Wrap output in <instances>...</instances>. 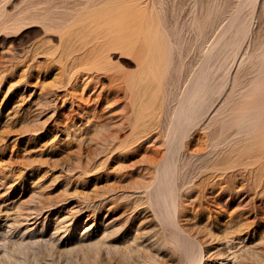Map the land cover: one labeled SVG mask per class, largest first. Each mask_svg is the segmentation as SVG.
<instances>
[{
    "label": "rangeland",
    "instance_id": "1",
    "mask_svg": "<svg viewBox=\"0 0 264 264\" xmlns=\"http://www.w3.org/2000/svg\"><path fill=\"white\" fill-rule=\"evenodd\" d=\"M242 1L0 0V264H264V167L246 164V134L205 114L182 142L207 161L184 160L171 204L156 182L167 123L237 13L243 66L214 107L256 77L264 0Z\"/></svg>",
    "mask_w": 264,
    "mask_h": 264
},
{
    "label": "bare ground",
    "instance_id": "2",
    "mask_svg": "<svg viewBox=\"0 0 264 264\" xmlns=\"http://www.w3.org/2000/svg\"><path fill=\"white\" fill-rule=\"evenodd\" d=\"M260 1H262V0H243L240 5H241V7H243L244 4L247 2H252V3L256 2V5H257L258 2H260ZM238 18H239V13L232 16L231 19L229 18V21L224 25L222 30H220L216 34V37L212 41V43L208 47H206V50L204 51L205 53L203 52L204 56L202 58L203 62L201 64V66L195 70L194 76H192V78L189 80L188 85L185 88L184 93L182 94V96L180 97V99L178 101V105L176 106V108L173 111L172 118L170 116L171 120H169L170 118L168 119L170 121V123H167V124H169V126L167 125L168 129L166 132V140H165V142L168 146V148H167L168 150H167V153L163 157H161L160 159L157 160V168L158 169H157V176H156V182H161V183L165 182L167 185H170L172 187V189L170 188L171 193H169L168 198L166 199L165 203L171 204L170 196L172 194V190L173 191L179 190L178 187H176V182H179V179H180L179 177H180V175H182L181 172H182L183 167L185 166L184 160L187 158H188V160L194 158V160H196V161H198V160L204 161L206 158H208V154L203 155L204 151L202 150V148L201 149H195V151L190 152V149L187 150V148L183 147V142H182L184 135H186L189 132V130L191 128H193L192 126L197 125L203 119L205 114L211 113V114H213L212 115L213 119H215L216 121H220V120L224 121L226 123V125H223V126L227 127L225 129L230 130L231 132L232 131L236 132L234 134H241V136H242V134H246L243 137L244 141H246L245 140L246 137L249 138L250 140H252V142L254 141L255 144L250 148L251 153L248 154L250 161L246 164H257V163H259L260 167H262V169L264 167V53L261 55L260 60H258L259 58L257 56L256 60L253 61L252 56L251 55L249 56L248 61L252 64V67L256 70L257 74H256V77L254 79H252L250 82L244 84L242 86V88H239L237 93L234 95L235 101L227 102L228 98H225V100L222 102V104L219 107H214V101H213L214 97H217L218 94H220V92L222 90H224V88L226 86H229L230 89H232L234 91L235 85L237 86L238 80L240 78L238 73L241 70V67L243 66V61L240 59H237V55L242 50V47L245 44L246 38H248V36L246 37V34L249 33L250 26L247 24V26H241L238 30V25L236 23ZM234 25H235V28L237 27L236 29H234ZM235 38H236V42L233 44V41L235 40ZM227 45L232 46L231 52L232 51L235 52V49L233 50V48H235V47L238 49V51H236L235 53L234 52L231 53L234 55V56L232 55V58H233L232 63H226L224 65V61H223L219 65L218 63H216L218 61L217 59H220V57L218 58V56L222 54V50ZM247 48H246V50H247ZM224 55L226 56V54H224ZM216 57H217V59H216L217 61L214 62V59ZM224 58H226V57H224ZM236 64H237V67L235 70H233L232 67H233V65H236ZM217 65H219V68H217ZM222 66H223V69L225 70L224 79L222 80V82H216L215 81L216 80L215 75L217 74L216 72L218 71V69H221ZM101 67H103V66H101ZM99 69H100V67H99ZM99 69H97V70H99ZM230 70H231V72H230ZM225 113L227 114V116L225 115ZM223 114L225 116H223L221 118V116ZM210 118H211V116H210ZM153 119H154V117H153ZM138 120L139 121L142 120L141 117ZM166 121H167V119H166ZM201 122H203V120ZM138 124H139L138 122L133 124V131H132L133 133L137 134L138 130H139V135H140V133L144 135L145 132H147V133L149 132L150 129L147 128V126H143L144 124L143 125L141 124L143 127L141 126L142 128L138 129V126H139ZM207 125L210 126L209 124H207ZM131 127H132V125H131ZM203 131H204V129H203ZM227 132H229V131H227ZM164 135H165V133H164ZM136 138H138V136ZM250 140H249V142L251 143ZM247 141H248V139H247ZM219 142H221V141H219ZM228 142H229V139H228ZM219 144H215V145L218 146ZM162 145H164V144H162ZM215 145H214V147H216ZM205 146H206V144H205ZM198 148H199V146H198ZM203 149H204V147H203ZM157 152H159V151H157ZM241 157H242V155H241ZM243 157L246 158V156H243ZM150 159L153 160V158H150ZM218 160H219V157H218L217 161ZM205 161H207V160H205ZM238 161H237V163H238ZM229 162H230V160H229ZM199 163H201V162H199ZM225 163H226V161H225ZM227 163H228V161H227ZM220 164L211 163V165H212V167L210 168L211 172L212 173L218 172L220 170L219 169L220 167L222 168V167L226 166L224 169H228L230 166H232L230 164H229V166L227 164L226 165L222 164L223 166ZM204 168H206V166H204ZM224 169L222 168V170H224ZM181 181H183V180H181ZM172 203H173V201H172ZM174 203H175V201H174ZM174 207H175V205H174ZM9 219H11V218L9 217ZM220 257H222V256H220Z\"/></svg>",
    "mask_w": 264,
    "mask_h": 264
}]
</instances>
